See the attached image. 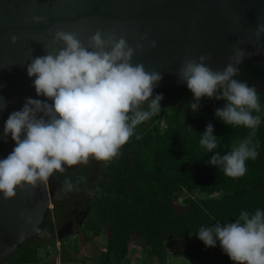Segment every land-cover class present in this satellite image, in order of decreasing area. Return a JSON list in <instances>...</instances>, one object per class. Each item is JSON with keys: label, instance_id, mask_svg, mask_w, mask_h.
Listing matches in <instances>:
<instances>
[{"label": "trees", "instance_id": "16d2710c", "mask_svg": "<svg viewBox=\"0 0 264 264\" xmlns=\"http://www.w3.org/2000/svg\"><path fill=\"white\" fill-rule=\"evenodd\" d=\"M234 78L254 88L257 80L264 85V68L249 60ZM256 91L261 112L253 115L261 124L252 135L215 116L226 104L222 99L203 97L194 112L188 88L154 90L153 97L163 96L160 113L137 126L118 158L107 164L91 159L54 174L60 187L40 233L2 264H168L175 255L193 264H235L219 242L208 247L196 233L202 226L235 222L242 211H264V91ZM209 123L217 136L214 151L221 155L246 139L256 146L258 156L246 161L244 176L228 177L209 163L214 153L199 143ZM80 176L86 183L65 194L64 180L76 184ZM78 213L81 226L60 237L67 215Z\"/></svg>", "mask_w": 264, "mask_h": 264}, {"label": "clouds", "instance_id": "9594fccd", "mask_svg": "<svg viewBox=\"0 0 264 264\" xmlns=\"http://www.w3.org/2000/svg\"><path fill=\"white\" fill-rule=\"evenodd\" d=\"M45 19L39 15L32 17L36 23ZM262 34L264 24L257 27L256 39L260 40ZM54 39L64 46L32 58L27 65L37 96L46 99L27 98L4 124L3 136L10 135L15 141L12 152L0 159V194L6 200L15 198L17 189L31 192L41 184L46 186L50 177L64 173L66 168L87 165L91 159L105 164L113 161L137 126L161 111L162 94L153 97L161 73L148 72L142 63H132L136 50H143L142 43L133 48L124 36L117 38L115 30L106 34L98 30L89 38V46L75 32L58 30ZM141 39L146 40L147 36ZM17 40L16 35L11 36L13 43ZM151 47H156L155 40ZM233 53L229 58L232 62L222 71L207 66L210 55L199 56V62L186 59L179 69V78L192 93V111L199 110L203 97L222 99L226 104L216 109L215 116L232 127L244 126L255 135L261 124V117L253 115L261 112L259 97L254 87L234 78L238 72L236 65L247 53L239 46ZM5 107L6 102L0 97V111ZM201 134V147L214 153L209 163L228 177L244 176L246 161H254L258 156L250 139L226 154L214 151L218 143L211 123ZM140 138L136 135V139ZM79 183H86V177H78L76 184L66 178L64 193L78 191ZM21 216L33 224L34 232L40 233L32 216H25L24 212ZM196 234L208 247L219 242L235 264H264V211L260 209L251 215L242 211L235 222L202 226Z\"/></svg>", "mask_w": 264, "mask_h": 264}, {"label": "water", "instance_id": "95a60500", "mask_svg": "<svg viewBox=\"0 0 264 264\" xmlns=\"http://www.w3.org/2000/svg\"><path fill=\"white\" fill-rule=\"evenodd\" d=\"M34 15L46 19L36 23ZM260 24L264 0H0V97L6 102L0 111V159L15 147L10 135L3 136L10 113L20 110L29 97L46 99L37 96L27 65L64 46L55 41L56 31L75 32L85 46L98 30L105 34L115 30L117 38L124 36L133 48L142 43L133 65L142 63L146 71L161 73L154 90L169 91L188 88L179 78L186 59L199 62V56L210 55L207 66L222 71L237 46L247 53L238 69L249 60L264 68V34L260 40L255 37ZM12 35L18 37L16 43ZM144 36L146 40L141 39ZM153 40L156 47H151ZM254 86L264 91L260 81ZM59 187L53 175L46 186L31 192L17 189L13 199L0 194V264L27 239L37 238L21 212L40 226Z\"/></svg>", "mask_w": 264, "mask_h": 264}, {"label": "flooded vegetation", "instance_id": "af4514ba", "mask_svg": "<svg viewBox=\"0 0 264 264\" xmlns=\"http://www.w3.org/2000/svg\"><path fill=\"white\" fill-rule=\"evenodd\" d=\"M57 193V191H56ZM55 193V196H56ZM54 200V199H53ZM53 205V203H52ZM75 212H77L75 209H73ZM74 213V212H73ZM70 216V218H68L67 221H65L61 226L60 229L58 230L60 237L62 236H66L72 232L75 231V229L79 226H81L82 224V219L79 215V213L77 215H74V217H72V215H67Z\"/></svg>", "mask_w": 264, "mask_h": 264}, {"label": "rangeland", "instance_id": "374dc122", "mask_svg": "<svg viewBox=\"0 0 264 264\" xmlns=\"http://www.w3.org/2000/svg\"><path fill=\"white\" fill-rule=\"evenodd\" d=\"M175 247L178 248L177 246ZM178 249H180L181 251L183 250L182 247H179ZM187 259L188 258H184L183 256L175 255L174 257L170 258L168 264H193L192 260L188 261Z\"/></svg>", "mask_w": 264, "mask_h": 264}]
</instances>
